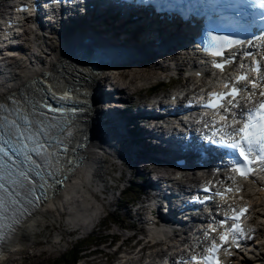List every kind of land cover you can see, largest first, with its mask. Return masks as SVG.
<instances>
[{"label": "snow or ice", "instance_id": "1", "mask_svg": "<svg viewBox=\"0 0 264 264\" xmlns=\"http://www.w3.org/2000/svg\"><path fill=\"white\" fill-rule=\"evenodd\" d=\"M259 4L264 7V0H259ZM23 10V9H21ZM209 48L212 50V54L215 56H223L224 50L223 46L227 45L232 47L242 43L240 40H232L227 36H212L209 40ZM246 56H253V53L246 52ZM235 60V56H232L223 61H218L214 63V67H217L223 71L224 67ZM243 67V65H241ZM252 71L260 73L261 66L259 60H253ZM242 81H246L242 87H237ZM264 76H257L255 79L249 80V73L244 72L240 76L236 77L233 81L225 83L224 87L228 89L226 92H211L209 93V100L204 105V107H209L213 109H223L225 113H228L232 117L231 125L223 123L220 126V129H217V132L231 127L232 131L230 133L231 140H220L215 141L229 149H231L238 160H233L234 171L239 173L242 176H248L255 173V165L264 167ZM256 89H259V92H256ZM247 91V97L243 98L244 103H241L240 99L237 97L240 96V93ZM259 95L261 99L258 101L254 100L253 97ZM214 98V99H213ZM8 99H11L9 97ZM58 99L63 101H69L73 99V95L70 91L65 90L58 97ZM251 104L252 106H249ZM46 108H50L53 112L58 113H72L80 111L75 107L73 108H52L50 105L45 104ZM236 109L237 111H233ZM0 110H3L4 114L0 115V240L6 238V233L4 232L5 228H12L13 225L8 223L15 218V214L18 211L22 210V205L20 200L17 198V195L8 187V184H16L18 181L11 179V167H15V156L13 155L14 151H18L21 155L25 157V162H31V164L36 165L37 169L40 168V165L37 164V161L33 159L31 153H36L37 155H44V149L46 145L36 142V146L29 148L26 141L28 139H34L33 136H26L25 132L22 129V126L15 120L10 119L7 111L8 105L6 102L0 101ZM219 114V112L217 113ZM27 121V117H25ZM220 120L226 122L228 120V115H220ZM237 127L236 125H241ZM47 134V133H46ZM7 135L8 139H5ZM15 138L17 143H20L21 138L24 139V143L21 144L19 149H11L9 145V140ZM48 156H51L52 153H47ZM12 162L10 165L9 162ZM18 176L27 181L29 185H33L28 190V194H31L34 197L35 201H40L42 196L43 199H47V189L51 188L52 185L48 183V180L45 177L41 176L40 171H36V176L40 177L42 181L39 184V188L42 191L41 194H36L35 184L36 181L33 180L29 172L18 171ZM232 179V177H229ZM57 183H62V181L57 180ZM22 187V185H21ZM211 189H205V191H210ZM239 191L240 189H235ZM233 191V189H225L224 192L217 193L218 195L223 196L226 192ZM31 202V201H30ZM247 207L240 209L239 212L237 209L233 208V215L228 216L226 214L225 219L221 220L219 223L223 227V231L219 234V243L216 239L211 240L210 246L206 249L203 256H194L191 257V260L197 262V264H222L219 259L218 253L223 249L228 255H232L231 247L232 242H235V247L239 248V241L241 238H248V229L243 227V224L240 222V217L242 214L247 212ZM236 221L230 226L228 221ZM19 222L18 220L16 221ZM217 229L215 227H210L208 235L215 233Z\"/></svg>", "mask_w": 264, "mask_h": 264}, {"label": "rangeland", "instance_id": "2", "mask_svg": "<svg viewBox=\"0 0 264 264\" xmlns=\"http://www.w3.org/2000/svg\"><path fill=\"white\" fill-rule=\"evenodd\" d=\"M40 60L37 58L33 59L31 61L32 63L30 62L29 66H31L32 64H36ZM138 69H140L141 71L140 72L137 71ZM138 69H133L130 72L127 70V72L129 73L119 78H115V76H113L114 78L112 82H114V85L125 84L126 82H129L131 83V86L140 87L141 84L138 85L140 79L145 78L146 80L150 76V74L153 73L155 70L153 64H150L148 62L142 64L140 67H138ZM155 78H157V75H155L152 80H154ZM160 87L161 85L156 86V88H160ZM162 87H164V85H162ZM175 91L177 92V90ZM142 96H143V92H137L136 94L130 95L128 99L121 100V103L127 105L129 103H132V100L134 98H138ZM101 110L102 109H100L98 113L100 117H101ZM101 126L104 135L105 125L102 122H101ZM108 144H109L108 140L106 139L105 152L101 153L102 160H100L98 164L96 175L94 173V177L91 180L90 184H84L82 186L84 188L83 190L81 189L80 192L75 196L74 199L76 200L74 204L73 205L69 204L71 206L67 205L68 208L66 210L65 209L62 210L63 208H61L60 211L56 210L52 213L48 209H45L46 218H44L45 220H43L42 225H39L33 233H35L37 230L38 231L35 234L33 233L31 234L30 238L27 241L28 246L17 253H9L8 258L0 262V264H58V262L60 261H64L63 264H66L67 261L64 258H67L68 262H71L70 264H72L75 258V256L72 257V255L76 254L78 249H79L78 252L79 257L75 260L74 264H101L102 261H104V259L105 261L108 260V262L112 264H117L120 262V260H115L121 254L114 251V247H116V245L122 240L123 237L130 234L131 232L136 231L137 228L142 227L143 223H140V221L137 220L135 222L133 229L132 227L130 228L121 227L124 225L120 223H114L113 220H118L121 219V217H123L124 215L123 212H119V211L124 205L126 206L129 214L132 216L137 215L138 216L137 218H139L140 216L143 215V213L138 214L137 209H134V207H132L129 203L124 202L123 200L118 202L120 196L118 194L117 189L113 190L112 195L110 193L107 194L104 199H101L102 195H100L98 201H96L94 197L90 195L92 192L96 191L95 188H101L102 183L98 179L100 178L109 179L106 173L108 175L111 174L110 162H108L110 155L107 154V152L110 150ZM107 184H108L107 186H110L113 185L114 182L109 179L107 180ZM90 190L91 193L89 194ZM133 196H136V191L130 190L126 198H131ZM254 200L264 201V196L256 192L254 195ZM107 201L112 205V207L109 208L108 210H112V212H115V214L112 220L109 219L101 220V224L102 226H104L105 230H101L100 232H96L95 234L88 236L82 242L74 243L72 241L73 240L72 238L75 235H71V237L67 241H63V242L56 241L62 234L66 233L69 229L70 230L72 229L69 228L70 227L69 221L70 223L79 222L80 220L84 221L83 219H85V217L86 219L87 217L89 219V217L93 213L91 212L92 210L91 205L93 204L94 208L98 209L100 208V203H104ZM116 203H119L117 208L118 212L116 210H113V207ZM253 211L256 214L257 220H264V216H263L264 211L262 209H260L259 207H255L253 208ZM42 219L43 217L40 218V221ZM92 219L95 220L94 217ZM130 222L133 223L134 219H130ZM260 225H262V228H264L263 224L260 223ZM141 236L142 235L140 234V232H137L134 234L133 237H128L127 239H125V243L127 244V246H125V249L133 250L134 248H136L137 247L136 243L141 242L140 239ZM52 240H55L54 242L55 246L53 245ZM136 240L137 242H135ZM174 240L176 239L174 238ZM72 245H73L72 248H74V250L71 249ZM87 245H89L90 249L97 250V252H92L89 255H85V251L82 249H84ZM159 247L157 246V248ZM100 250L104 251L106 256H104V254L99 252ZM246 255L251 259L255 258V255L251 252L247 253ZM136 257L137 255L134 252L132 255L124 256L121 261L125 260L124 261L125 264H130L127 260H132L133 262H135ZM144 260L147 261L148 259H144Z\"/></svg>", "mask_w": 264, "mask_h": 264}, {"label": "bare ground", "instance_id": "3", "mask_svg": "<svg viewBox=\"0 0 264 264\" xmlns=\"http://www.w3.org/2000/svg\"><path fill=\"white\" fill-rule=\"evenodd\" d=\"M132 41L133 42H140L143 40H147V36L144 35L143 32L141 33H135L132 36ZM148 41V40H147ZM167 43L163 42V45H165ZM55 58V60L53 59ZM38 59V58H37ZM57 59V55L55 54V56H51L49 55L48 58L42 59L40 61H38L36 64H32L31 66H27L24 71L23 74H21L19 77L17 78H13L12 80L9 81L8 84L6 85H0V95L3 94V90L5 88H7L8 86H13L15 84H18L20 81L24 80V78L27 77V72L30 71V73H34L35 70H37L40 66H45L46 68H49L51 66V64L53 62H55ZM37 61V60H36ZM35 62V61H33ZM32 63V62H31ZM141 64H145V62H141ZM141 66V65H140ZM138 66V67H140ZM138 67L136 68H128V69H124L122 71H109L107 73L104 74V72H100L97 76V81H96V86L94 87V91L96 93L97 99L94 102V110H93V114H92V118L91 121L89 123V128H90V132H91V140H90V146L87 147L85 153L86 156L85 158L81 161L80 165L76 168L75 174L71 175L70 179L67 182V185L62 188L60 190V192L56 195V197L50 202V205H56L53 208H48L46 206H43L42 208H40L38 210V213L33 216L32 218H30L29 220H27L21 227L19 232L13 236L12 239V243L10 246L8 247H2L0 250V259L3 258L6 254L9 253H17L19 251H21L22 249H25L28 246V239L30 238L31 234L37 229V227L39 225H42L43 220H45L44 218H46V212L45 209H48L49 211L54 212L56 210H61V208H63L62 210H66L68 206H71L74 204L75 200V196L80 192V190L84 187H82L84 184H90L91 180L94 177V173L96 175V170L98 167V164L100 162L101 159V153L105 152V147H106V138L103 135V130H102V126H101V122H100V116L98 115L100 109H101V104L99 103V98L101 95V92L103 90V88L101 87V82L98 81V79L100 78V80L103 79L104 76L107 77H112L115 76V78H119L124 76L125 74L129 73L130 71H132L133 69H138ZM200 68H208L207 66H203V65H199ZM44 69V67H42ZM127 70L129 72H127ZM137 71H141L140 69H138ZM203 72V71H201ZM197 71L191 72V73H187V77L188 79H192V75L191 74H196ZM204 73H206L207 75L211 76L214 73L208 69L207 71H205ZM30 80L29 78H26L23 82H21L16 89L19 87L18 91H21V85H23L26 81ZM138 81V80H137ZM94 81L92 82L91 86H93ZM24 91H26V89L24 88ZM168 94V93H166ZM120 95H122L120 93ZM20 96V95H19ZM114 100V99H113ZM152 172H156V173H162L159 169H153ZM203 174H194L193 176H189L188 179H180L179 184L181 186H183L184 188H188L190 187L192 184H195L196 181L198 179H200L201 177H203ZM107 177H109V179L111 180V176L108 175ZM89 188V187H88ZM94 188V187H93ZM95 190V189H94ZM260 194L264 195V192L260 189H258V191ZM85 193V192H84ZM94 192H92L91 194H93ZM82 194V193H81ZM90 194V195H91ZM80 195V194H79ZM154 194H152L150 196V198H152ZM71 204V205H69ZM92 210L91 212L92 215L89 217H85V219H83L84 221H82V225H80V228L82 231L87 230L90 227V224H92V218L95 216L96 212L98 211V209H95L93 204L91 205ZM73 208V207H72ZM263 211H264V203L262 205ZM151 210L145 211V215L146 218L144 220H148L150 221V219L153 218V215L151 214ZM162 214L163 216H169V218H172L173 220H179L180 218L178 217L179 215L172 211H164L162 209ZM60 213V212H59ZM89 215V214H88ZM43 217V219L40 221V218ZM148 221L143 222L142 225V229L141 232L144 234L142 237V245L140 246V248L135 252V254L137 255V259L135 262H133L132 260H127L130 264H141L142 261L145 258H150V262L148 264H157L158 262H165L168 261L169 263L172 262V257L171 254L169 253V251H161V254L158 252V249L154 246V243H157L158 241L161 240H168V236L164 237V236H160L163 235L162 233H164L166 231V228H159L157 227L155 224H151V229L150 232H148V228L146 227V225L149 223ZM186 225H190L189 223H185L183 224L181 227H184ZM179 226H174L172 227L173 230ZM77 234H81V231L79 229H73ZM38 231V230H37ZM36 231V232H37ZM94 231H100V226L98 224H95V228ZM199 231H200V224L197 223L195 226V233L197 236H199ZM35 232V233H36ZM260 232H262V234L264 233V230H261ZM33 233V234H35ZM261 234V233H260ZM65 235V234H64ZM63 235V237H64ZM154 235V236H153ZM149 236H151V238L153 239V244H149L150 238ZM157 236V237H155ZM63 237L59 240V242L62 241ZM128 237H131L130 235H126L124 237V239H127ZM260 235L255 234V238H259ZM189 239V236L183 237L181 240L183 241H187ZM249 244L251 246V242L250 241H246L245 244V250L248 249V245ZM134 245V244H133ZM175 246L174 245H167V249L169 250H174ZM91 250V251H90ZM92 252H97V250H92L90 249V247H88L85 251V255H89ZM176 253H181V251H176ZM175 253V254H176ZM255 258L251 259L248 256L242 255L240 257V264H259L263 261V257H264V251L263 250H259L258 252H254ZM170 256V257H169ZM124 257V255L122 256ZM232 258H236V257H232ZM235 260V259H234ZM105 259L104 261H102L101 264H112L110 262L105 263Z\"/></svg>", "mask_w": 264, "mask_h": 264}, {"label": "water", "instance_id": "4", "mask_svg": "<svg viewBox=\"0 0 264 264\" xmlns=\"http://www.w3.org/2000/svg\"><path fill=\"white\" fill-rule=\"evenodd\" d=\"M56 105H58V104L56 103ZM85 131H86V129H85ZM89 132H90V130H89Z\"/></svg>", "mask_w": 264, "mask_h": 264}]
</instances>
